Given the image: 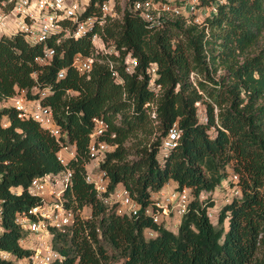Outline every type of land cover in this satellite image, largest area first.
Instances as JSON below:
<instances>
[{
  "label": "trees",
  "instance_id": "16d2710c",
  "mask_svg": "<svg viewBox=\"0 0 264 264\" xmlns=\"http://www.w3.org/2000/svg\"><path fill=\"white\" fill-rule=\"evenodd\" d=\"M103 1L91 0L90 8ZM133 2L126 0L103 31L105 46L119 51L109 56L123 82L104 51L95 53L91 32L49 41L57 52L44 64L35 61L43 44H29L21 34L0 37V246L18 257L30 254L19 242L24 230L16 213L38 201L29 191L35 176L64 169L55 136L3 102L22 89L38 97L37 85L49 87L42 101L77 146L68 205L92 212L77 219L70 234L57 233L61 255L53 264H264V0H227L207 25L186 27L178 17L161 25L147 21ZM77 52L95 53L89 76L75 68ZM127 56L140 62L133 72L123 68ZM197 102L205 105L206 119ZM96 117L108 122L107 138L116 144L101 161L109 186L125 184L141 205L137 214H118L86 179ZM174 125L178 137L162 152ZM230 164L241 193L221 206L215 221L209 208ZM171 180L192 194L177 230L145 212L153 192Z\"/></svg>",
  "mask_w": 264,
  "mask_h": 264
},
{
  "label": "built area",
  "instance_id": "2783aa9c",
  "mask_svg": "<svg viewBox=\"0 0 264 264\" xmlns=\"http://www.w3.org/2000/svg\"><path fill=\"white\" fill-rule=\"evenodd\" d=\"M226 1L134 0L131 8L145 20L160 25L167 19L178 17L184 20L186 26L189 24L204 26L207 25L208 19L218 12L219 6ZM115 3V0H104L101 3H95L97 8L92 9L90 8L91 0H0V37L21 34L29 44H43V50L35 56V61L44 64L50 62L57 52L56 46L49 44V41L58 44L70 36L80 37L91 32V41L96 46L95 53L104 51L112 74L123 82L124 77L115 65V59L109 56L111 53L120 55L119 51L116 46H105L106 43L103 40L104 26L109 17H120ZM95 53L77 52L73 57L75 68L89 76L95 63ZM139 63L137 57L127 56L123 68L127 72H133ZM149 73V82L153 84L157 76L155 62L150 64ZM59 75H64V69ZM155 88L158 91L161 85L157 84ZM33 90L39 91L38 97L30 98L22 89L3 102L17 109L20 117L35 119L55 136L60 143L57 156L64 165V169L55 175L45 174L32 179L29 191L38 198V201L29 208L18 211L15 218L24 230L19 242L31 252L26 256L18 257L0 246V264H8V262L10 264H53L61 255L55 246L57 233L70 234L75 221L84 218L80 214L83 208L77 210L72 205H68L69 199L65 193L72 181L73 169L69 162L77 157L76 143L70 141L66 130L55 118L52 106L42 101L50 90L49 87L40 88L35 85ZM95 122L96 127L90 133L88 145L92 157L86 165V179L93 183L105 203L115 207L118 214H137L141 205L133 197L131 190L123 183H119L114 188L109 186L110 177L107 170L101 166V161L116 144L107 138L108 122L97 117ZM114 135L115 133H111V136ZM177 137V126L174 125L164 140L162 152H166L173 146ZM234 178L238 181L237 174H234ZM233 191V196L240 195L241 187L238 182L233 186ZM191 199L190 188H177L168 184L153 192L152 201L145 206V212L154 222L176 227L187 211ZM1 210L0 199V233L3 232ZM209 215H212L210 210ZM148 234L153 236L156 232L149 229Z\"/></svg>",
  "mask_w": 264,
  "mask_h": 264
},
{
  "label": "rangeland",
  "instance_id": "374dc122",
  "mask_svg": "<svg viewBox=\"0 0 264 264\" xmlns=\"http://www.w3.org/2000/svg\"><path fill=\"white\" fill-rule=\"evenodd\" d=\"M118 4H119V8L116 7V10L121 15L122 14L121 12L123 11V8L126 5V0H118ZM185 27H186V25H185ZM110 41L111 40H109V42ZM197 104L199 107L198 111H199L200 117L205 118V116H206L205 105L202 102H197ZM152 113H154V111ZM234 174H235V172L233 169V165L230 164L228 166V176L223 179L221 184L217 186V188L215 189V191L213 193L215 205L213 207L209 208V210L211 211V214H212L211 216L215 221L217 220L218 212H219L221 206L227 200L231 199L232 196L234 195L233 186L235 185L236 182H238L237 180H235ZM169 185H170V183H169ZM91 213H92L91 208L89 206H85L80 214L82 216H84V218H87V217L91 216ZM177 228H178L177 226L173 227L174 230L175 229L177 230ZM263 250H264V248H263ZM115 264H121V262H116Z\"/></svg>",
  "mask_w": 264,
  "mask_h": 264
},
{
  "label": "crops",
  "instance_id": "0c3cea01",
  "mask_svg": "<svg viewBox=\"0 0 264 264\" xmlns=\"http://www.w3.org/2000/svg\"><path fill=\"white\" fill-rule=\"evenodd\" d=\"M175 184H176V183H175L173 180L170 181V185H171V186H173V185H175Z\"/></svg>",
  "mask_w": 264,
  "mask_h": 264
}]
</instances>
